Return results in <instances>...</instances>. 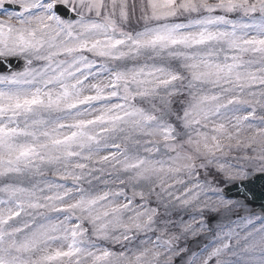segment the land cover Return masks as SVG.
<instances>
[{
	"label": "snow or ice",
	"instance_id": "snow-or-ice-1",
	"mask_svg": "<svg viewBox=\"0 0 264 264\" xmlns=\"http://www.w3.org/2000/svg\"><path fill=\"white\" fill-rule=\"evenodd\" d=\"M257 109L264 0H0V264H264Z\"/></svg>",
	"mask_w": 264,
	"mask_h": 264
},
{
	"label": "rangeland",
	"instance_id": "rangeland-1",
	"mask_svg": "<svg viewBox=\"0 0 264 264\" xmlns=\"http://www.w3.org/2000/svg\"><path fill=\"white\" fill-rule=\"evenodd\" d=\"M132 3V0H129V4L131 5ZM137 3H138V0H137ZM136 15H138V18L134 20L135 23H133L132 25H128V27L130 28H140L142 27V21H139V10L137 9L136 11ZM235 18V17H233ZM139 21V22H138ZM157 104H159V101H156ZM138 103H140V105L142 107H145V108H149L150 109V104L149 103H146V102H140L138 101ZM174 107H176V103L172 104L171 107L172 109L174 110ZM179 108V106H177ZM257 115H264V112H261L259 109H257ZM171 119L174 121L175 120V117H171ZM236 150H234L233 152H235ZM244 155V152L243 151H239L238 153H230L226 158L225 160L228 162V163H231V164H234V165H240L241 161H240V157H242ZM248 155H252V152L249 150L248 152ZM215 170L213 169V172ZM49 179H56L55 177H52L50 174H49ZM202 178H203V174H202ZM4 180L3 178H0V183H3ZM62 182V181H61ZM69 186H71V181H68L67 182ZM85 187H87V185H85ZM98 187H104L103 185H98ZM151 206L152 207H156L157 206V203H156V200H155V197H152L151 199ZM240 215H245V214H248L250 213V210L245 207L243 209H240ZM190 214H191V210H188V212H185V211H182V210H179V209H169L168 212L166 213L165 212V209L161 206L160 207V220H163V219H171L173 221H180L181 219L187 221L189 220L190 218ZM213 216L212 213H206L205 214V217L206 219L208 217H211ZM259 216V215H257ZM230 219H236L235 215H232L229 217ZM197 219H199V217H197ZM220 220V217L217 216L215 219H212L211 221V227H215L216 226V223ZM158 224H159V220H158ZM86 227H89L88 225H85ZM170 231L171 232H177L178 229L176 228H173L170 226ZM152 235V238L155 239V234H150ZM89 238L90 239H95L94 237H91V232H89L88 234ZM144 235L143 234H140L136 240L132 241L131 243H128V244H124L123 246L120 244V243H112L110 241H96L98 244H100L102 247H107L109 248L110 250H112L113 252H116V253H119L121 251H124L125 248H137L140 246V240L144 239ZM211 237L210 235L207 233V232H202L200 235L196 236V237H192V236H188L186 238H182L180 241H179V246L180 247H187L188 248V252L186 254H183L182 256H179V257H176L175 258V264H186V261L188 259V256H190L193 252H198L199 249H201L203 246H204V243L206 240H210Z\"/></svg>",
	"mask_w": 264,
	"mask_h": 264
},
{
	"label": "water",
	"instance_id": "water-1",
	"mask_svg": "<svg viewBox=\"0 0 264 264\" xmlns=\"http://www.w3.org/2000/svg\"><path fill=\"white\" fill-rule=\"evenodd\" d=\"M12 65L14 70H20L23 66V63L21 61L13 60ZM250 187L255 193V199L251 200V202L247 205L251 206L255 212L264 214L261 211V209L264 208V178H257L254 183L250 185ZM229 194L234 196L235 189H230Z\"/></svg>",
	"mask_w": 264,
	"mask_h": 264
}]
</instances>
